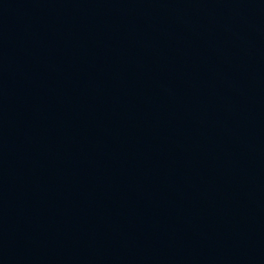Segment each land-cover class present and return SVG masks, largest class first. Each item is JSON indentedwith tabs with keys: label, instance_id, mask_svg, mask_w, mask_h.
I'll return each mask as SVG.
<instances>
[{
	"label": "water",
	"instance_id": "1",
	"mask_svg": "<svg viewBox=\"0 0 264 264\" xmlns=\"http://www.w3.org/2000/svg\"><path fill=\"white\" fill-rule=\"evenodd\" d=\"M0 264H264V0H0Z\"/></svg>",
	"mask_w": 264,
	"mask_h": 264
}]
</instances>
